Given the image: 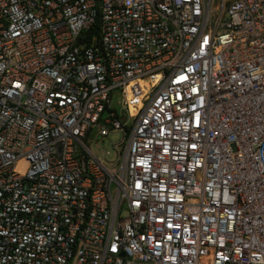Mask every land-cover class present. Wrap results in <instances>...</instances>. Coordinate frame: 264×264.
Masks as SVG:
<instances>
[{
	"label": "built area",
	"instance_id": "built-area-1",
	"mask_svg": "<svg viewBox=\"0 0 264 264\" xmlns=\"http://www.w3.org/2000/svg\"><path fill=\"white\" fill-rule=\"evenodd\" d=\"M0 264H264V0H0Z\"/></svg>",
	"mask_w": 264,
	"mask_h": 264
},
{
	"label": "rangeland",
	"instance_id": "rangeland-1",
	"mask_svg": "<svg viewBox=\"0 0 264 264\" xmlns=\"http://www.w3.org/2000/svg\"><path fill=\"white\" fill-rule=\"evenodd\" d=\"M116 100H119L116 98ZM123 135L120 131H113L111 134L102 140L91 139L88 142L90 149L100 158H105L111 161L117 158L116 149L112 147L113 142H119Z\"/></svg>",
	"mask_w": 264,
	"mask_h": 264
},
{
	"label": "bare ground",
	"instance_id": "bare-ground-1",
	"mask_svg": "<svg viewBox=\"0 0 264 264\" xmlns=\"http://www.w3.org/2000/svg\"><path fill=\"white\" fill-rule=\"evenodd\" d=\"M134 111V110H133Z\"/></svg>",
	"mask_w": 264,
	"mask_h": 264
}]
</instances>
